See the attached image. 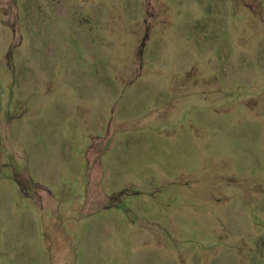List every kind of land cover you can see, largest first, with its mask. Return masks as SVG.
Masks as SVG:
<instances>
[{
	"label": "rangeland",
	"instance_id": "rangeland-1",
	"mask_svg": "<svg viewBox=\"0 0 264 264\" xmlns=\"http://www.w3.org/2000/svg\"><path fill=\"white\" fill-rule=\"evenodd\" d=\"M0 264H264V0H0Z\"/></svg>",
	"mask_w": 264,
	"mask_h": 264
},
{
	"label": "crops",
	"instance_id": "crops-1",
	"mask_svg": "<svg viewBox=\"0 0 264 264\" xmlns=\"http://www.w3.org/2000/svg\"><path fill=\"white\" fill-rule=\"evenodd\" d=\"M109 135V134H108ZM98 139V138H97ZM99 139H103V137L101 136V138H99Z\"/></svg>",
	"mask_w": 264,
	"mask_h": 264
}]
</instances>
